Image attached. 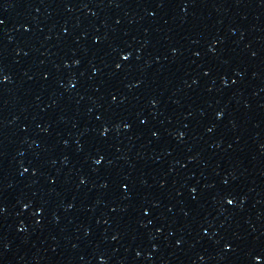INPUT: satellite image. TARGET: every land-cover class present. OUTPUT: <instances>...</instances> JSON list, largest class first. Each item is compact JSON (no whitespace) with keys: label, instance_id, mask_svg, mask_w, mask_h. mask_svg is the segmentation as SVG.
<instances>
[{"label":"water","instance_id":"obj_1","mask_svg":"<svg viewBox=\"0 0 264 264\" xmlns=\"http://www.w3.org/2000/svg\"><path fill=\"white\" fill-rule=\"evenodd\" d=\"M0 264H264V0H0Z\"/></svg>","mask_w":264,"mask_h":264}]
</instances>
